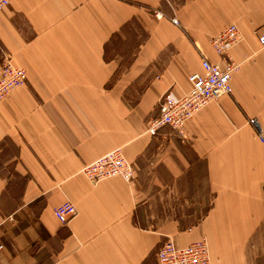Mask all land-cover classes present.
<instances>
[{
    "label": "crops",
    "instance_id": "obj_1",
    "mask_svg": "<svg viewBox=\"0 0 264 264\" xmlns=\"http://www.w3.org/2000/svg\"><path fill=\"white\" fill-rule=\"evenodd\" d=\"M231 23L232 92L149 134ZM262 28L264 0H9L0 62L26 79L0 102V264H159L167 239H205L210 264H264ZM116 147L133 180L91 183L82 166Z\"/></svg>",
    "mask_w": 264,
    "mask_h": 264
},
{
    "label": "built area",
    "instance_id": "obj_2",
    "mask_svg": "<svg viewBox=\"0 0 264 264\" xmlns=\"http://www.w3.org/2000/svg\"><path fill=\"white\" fill-rule=\"evenodd\" d=\"M8 3L9 0H0V9ZM155 15L160 17L161 14L157 12ZM171 22L178 24L176 18H171ZM241 39L240 29L234 23L227 25L210 39L220 60L211 62L202 54L201 65L205 73L191 74L188 77L190 89L182 96L167 95L160 98L157 115L146 121L149 134L155 135L163 125H169L181 132L187 120L202 107L232 92L231 78L239 64L230 55V49ZM257 40L264 46V28L257 33ZM25 79L26 70L13 64L11 56L3 53L0 62V102L12 90L24 85ZM259 138L264 141L261 134ZM80 171L93 184L114 176L131 182L135 176L133 163L126 159L121 147H116L83 165ZM76 213V208L70 201H65L54 209L56 218L63 224L68 223ZM156 258L159 264H210L209 248L205 239L184 247H179L172 239H167L159 247Z\"/></svg>",
    "mask_w": 264,
    "mask_h": 264
}]
</instances>
